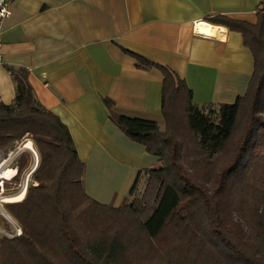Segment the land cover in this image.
<instances>
[{
  "label": "trees",
  "instance_id": "trees-1",
  "mask_svg": "<svg viewBox=\"0 0 264 264\" xmlns=\"http://www.w3.org/2000/svg\"><path fill=\"white\" fill-rule=\"evenodd\" d=\"M208 21L241 33L253 57L247 89L232 103L198 106L182 78L126 50L162 73L163 126L104 98L111 121L157 157L117 206L86 193L66 124L39 102L27 69L8 66L15 93L0 101V144L27 133L39 163L37 185L6 204L21 234L0 236V264H264V6L254 23Z\"/></svg>",
  "mask_w": 264,
  "mask_h": 264
},
{
  "label": "crops",
  "instance_id": "crops-1",
  "mask_svg": "<svg viewBox=\"0 0 264 264\" xmlns=\"http://www.w3.org/2000/svg\"><path fill=\"white\" fill-rule=\"evenodd\" d=\"M0 20V101L14 97L8 66L24 67L39 102L66 124L85 165L86 193L119 205L157 157L109 118L113 111L156 121L165 66L192 90L193 103H232L245 93L253 57L240 32L209 22L254 23L264 0H9ZM221 29L199 33L198 22ZM220 34V35H219Z\"/></svg>",
  "mask_w": 264,
  "mask_h": 264
},
{
  "label": "built area",
  "instance_id": "built-area-1",
  "mask_svg": "<svg viewBox=\"0 0 264 264\" xmlns=\"http://www.w3.org/2000/svg\"><path fill=\"white\" fill-rule=\"evenodd\" d=\"M9 7V0H0V20L10 15ZM19 138L9 148L0 144V220L1 224L9 225L8 228L0 227V236L7 238L20 235L21 226L17 219L5 209L6 204L20 201L30 185H37L33 174L38 167L39 155L29 134L24 133ZM24 154L28 155V162L20 168L19 162ZM18 194H22V197L19 200H12L15 199L12 197Z\"/></svg>",
  "mask_w": 264,
  "mask_h": 264
},
{
  "label": "bare ground",
  "instance_id": "bare-ground-1",
  "mask_svg": "<svg viewBox=\"0 0 264 264\" xmlns=\"http://www.w3.org/2000/svg\"><path fill=\"white\" fill-rule=\"evenodd\" d=\"M195 29L197 32L199 33H203V34H206V35H215L217 34V30L221 29L219 27H216L214 26L213 24L209 23V22H206V21H201V22H198L196 25H195ZM220 31V30H219ZM220 35V34H219ZM29 144V143H28ZM22 197V194H18L12 198H15V199H12V200H19L20 198Z\"/></svg>",
  "mask_w": 264,
  "mask_h": 264
},
{
  "label": "rangeland",
  "instance_id": "rangeland-1",
  "mask_svg": "<svg viewBox=\"0 0 264 264\" xmlns=\"http://www.w3.org/2000/svg\"><path fill=\"white\" fill-rule=\"evenodd\" d=\"M235 136H236V135H235ZM235 136H234V137H235ZM234 137H233V139H232V142H234ZM19 139H20V138H17V139H15V140L18 141ZM15 140H13V141L10 142V143L5 144V147H6V148L11 147V145L14 143ZM24 155L27 156V162H28V155H27V154H24ZM207 157H213V155H209V156H207ZM143 186H144V183H143V180H142V178H141V179L139 180L138 184H137V188H138V189H141V188H143ZM25 194H26V193H25ZM24 196H25V195H24ZM24 196L22 197V199L24 198ZM22 199H20V201H21ZM124 199H125V198H123V200H124ZM123 200H122V201H123ZM107 204L114 205L113 203H107ZM5 209L8 210L6 206H5ZM0 227L8 228L9 225H8V224H1V220H0Z\"/></svg>",
  "mask_w": 264,
  "mask_h": 264
}]
</instances>
